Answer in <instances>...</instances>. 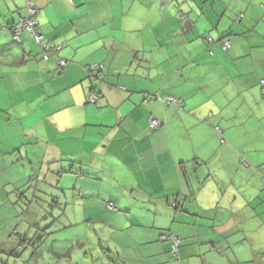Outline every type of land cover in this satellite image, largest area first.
Segmentation results:
<instances>
[{
	"label": "crops",
	"instance_id": "obj_1",
	"mask_svg": "<svg viewBox=\"0 0 264 264\" xmlns=\"http://www.w3.org/2000/svg\"><path fill=\"white\" fill-rule=\"evenodd\" d=\"M27 1L0 0V206L11 191L20 192L13 184L28 179L19 182L13 163L31 150L51 151L48 162H71L61 171L85 183L79 191L84 221L97 220L102 231L118 228V248H107L117 250L122 264L166 263L170 243L161 235L169 232L181 238V264H264V191L253 193L250 182L235 187L216 174L226 125L214 113L216 99L203 107L195 98L220 68L227 81L235 78L222 59L252 54L240 30L264 19V0H31L43 37L61 46L49 58L27 34L16 43L5 27L25 14ZM225 34L227 50L220 43ZM256 56L264 62V50ZM100 64L101 76L93 77L91 67ZM243 70L252 74L244 83L261 85L262 112L264 63ZM194 74L201 78L197 85ZM150 94L180 98L182 108L146 101ZM150 117L162 125L151 128ZM259 163L247 165L259 172ZM233 171L226 168L224 176ZM102 200L118 207L93 211ZM6 218L9 212L0 211ZM115 218L121 222L110 221ZM30 231L0 224V264H37L45 257L73 264L74 244L50 237L46 249L43 242L28 246L21 236L28 239ZM79 246L85 258L96 249ZM198 257L201 262H191Z\"/></svg>",
	"mask_w": 264,
	"mask_h": 264
},
{
	"label": "rangeland",
	"instance_id": "obj_2",
	"mask_svg": "<svg viewBox=\"0 0 264 264\" xmlns=\"http://www.w3.org/2000/svg\"><path fill=\"white\" fill-rule=\"evenodd\" d=\"M119 11L117 15L120 14ZM231 18L233 22L239 24L236 18ZM235 26L239 27V25ZM240 31L243 32L244 39L252 43V54L247 53L246 56L235 58L234 60L228 56L226 62L222 59V62L220 61L221 65L227 69L228 73L230 72L232 75H235V78L231 81H227L224 71L220 68L219 71H215L214 74L208 75V91L210 90L211 94L207 95V89L201 88L198 90L195 98L201 103H205L203 107L215 106L213 102L209 100L211 98L216 99L213 100L217 103L214 108V113L222 120L221 125H226V131L223 136L221 135L219 137V145L215 151V154L217 152L216 160L218 161V165H221L220 168L216 170V174L221 176V179L233 180L235 182V187H242L244 185L243 189H245L246 185L249 186L248 182H250L253 193L260 190V192H263L264 107L262 112L259 111L262 99V88L260 84H254L252 81L250 84L243 82L245 79L252 76V74L244 73L243 67H247L248 69L252 65L258 66L260 62L261 64L264 63L256 56L257 53L262 54L264 50V43L259 44L260 40L264 39L260 34L264 32V19H260L256 24H245ZM239 76L242 78L240 79ZM191 82L197 85L201 82V78L194 74ZM260 112L261 115L258 114ZM252 113L254 114L252 115ZM44 141H46V139H44ZM44 147H47V143H45ZM45 153L46 152L34 153V151L31 150L28 152L27 156L22 154L26 157L24 159L22 158V161L19 160L13 163L14 165L17 164V166L12 168L13 170H17L16 174H18L17 178L19 182L25 175L28 179L21 180L20 184H13V188L14 185L19 187L20 192L17 194L11 191L10 200L1 204L0 211L3 213L9 212L10 218H6L5 220L0 219V224L3 225L4 221L7 223L10 221L12 228H30L31 231L27 236L29 239H32L36 245H38L37 236L45 232L42 237L45 249L47 248V243L50 246L51 240L46 242V239L50 237H55L57 242L60 243L59 245L65 244L66 246H70L74 244L76 248L72 250L71 254V262L73 264H101L103 258L104 262L107 264H122V260L117 256V250L112 248L109 250L107 248V245L110 247L112 244L118 248L120 243L117 233L118 228L106 226L102 231L100 230L101 225L97 220L91 219L90 223L89 219L84 221V211L81 205L85 200H83V194L80 195L79 191L81 187L84 189L85 183L80 186L74 174L63 173L61 171V169H68L71 162H48L52 159L53 155L51 151ZM250 155L251 157H249ZM43 157L47 158V160H43ZM40 161L44 163L41 164ZM257 163H259V172L249 166L250 164L256 166ZM60 165H63V168H60ZM226 168H232L234 171L228 172L227 175L224 176ZM245 168L246 171H244ZM247 168H250V170H247ZM19 171H22L24 175H21ZM254 175L256 177L259 176L262 182L259 181V177L256 179ZM5 176L6 175H2V177ZM234 186H230V188ZM85 204L89 205V201L85 202ZM92 210L97 213L100 211L104 212V210H107L106 201L102 200V202ZM110 221H114V224L118 223V221L121 222V220L117 218L110 219ZM85 223L95 226L99 232L92 229L90 230L86 227ZM105 225L104 223V226ZM161 239L170 243L171 257H168L166 263L163 264H181L179 256H177L176 259L172 257L173 248L175 247L172 239ZM82 243L86 247L96 246V249H92V254L86 256L87 258H85L83 254L84 250L79 248V245ZM28 246L31 245L28 243ZM194 261L201 262L202 257L193 259L191 262L193 263ZM53 262L45 257L44 259L39 258L37 264L70 263V261L63 258L60 259L58 263Z\"/></svg>",
	"mask_w": 264,
	"mask_h": 264
},
{
	"label": "trees",
	"instance_id": "obj_3",
	"mask_svg": "<svg viewBox=\"0 0 264 264\" xmlns=\"http://www.w3.org/2000/svg\"><path fill=\"white\" fill-rule=\"evenodd\" d=\"M38 13H39V9L38 7H36V5L34 4L33 1L31 0H28L26 3H25V14L23 16H21L17 21L11 23V24H8L6 25L5 27H7L11 34H12V37H13V40L16 42V43H21V37L24 35V34H27V36L31 39H33L32 37H30V34L28 32V30H26V28H22V31L19 33V34H16L15 33V27L16 26H21L22 25V22L24 20H27L29 21L30 19L35 21V26L37 28H39L40 30V25H39V22H38ZM20 35V36H19ZM19 36V38H17ZM228 36V35H227ZM225 37H226V34L225 36H222L221 40H220V43H221V46L222 48L224 49V44L226 42H228V44H230V42L228 40H225ZM34 40V39H33ZM206 41H209V42H212V38L210 36H208L206 39ZM35 41V40H34ZM36 42V41H35ZM45 42V43H49V45L51 46V50L48 52V56L46 58H49L51 57L53 54H55V52L59 51L60 49V45H55L54 43H52L51 41L49 40H46L44 37L42 38V40L40 42H36L40 48H41V51H42V54L44 53L43 52V49H42V43ZM224 50H227V49H224ZM60 69H64L62 67L59 66ZM103 68V64H100V65H97V66H94L93 68L91 67V75L93 77H96L98 78L99 76H101V70ZM99 75V76H98ZM91 95L93 96V99H91V101H94L96 96L95 94L91 93ZM158 101L162 104H174L176 107L178 108H182V105H183V101L180 99V98H176L172 95H167V94H150L148 95V98L146 99V101ZM155 117H150L149 118V126L151 127L150 125V122H151V119H153ZM157 119V118H156ZM159 121V124L156 125V126H153L151 128H157L159 126L162 125V122L161 120L157 119ZM118 207V205L115 203V202H112V201H108L106 202V208L108 209H113V208H116ZM45 234V232L42 233V235H38V243L42 242V237L43 235ZM161 238L165 239H172V242H174V248H173V254H172V257L174 259L177 258L178 256V247H179V244H180V241H181V238L180 236L174 234V233H167V234H163L161 235ZM21 240H25L27 243H29V245H32L34 246L35 245V242L32 240V239H26L24 238V236H21ZM35 247V246H34Z\"/></svg>",
	"mask_w": 264,
	"mask_h": 264
},
{
	"label": "built area",
	"instance_id": "obj_4",
	"mask_svg": "<svg viewBox=\"0 0 264 264\" xmlns=\"http://www.w3.org/2000/svg\"><path fill=\"white\" fill-rule=\"evenodd\" d=\"M22 28H26V30H28L30 37H32L36 42H40L43 38V35L41 33V31L39 30V28H37L35 26V21L33 20H24L22 22L21 26H16L15 27V33L19 34L22 31ZM20 36V35H19ZM19 36L17 38H19ZM224 49H227L229 47L228 42H226L224 44ZM42 49H43V57L46 58L48 56V52L51 50V46L49 45V43H42ZM59 66L60 67H64L66 66V62L64 60H59ZM91 99H93V96L91 95L90 97ZM159 124V121L156 118L151 119L150 125L151 127L156 126Z\"/></svg>",
	"mask_w": 264,
	"mask_h": 264
}]
</instances>
